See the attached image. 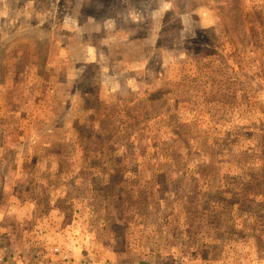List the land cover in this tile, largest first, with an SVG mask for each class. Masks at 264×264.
<instances>
[{
    "label": "rangeland",
    "instance_id": "obj_1",
    "mask_svg": "<svg viewBox=\"0 0 264 264\" xmlns=\"http://www.w3.org/2000/svg\"><path fill=\"white\" fill-rule=\"evenodd\" d=\"M0 250L264 264V0H0Z\"/></svg>",
    "mask_w": 264,
    "mask_h": 264
},
{
    "label": "built area",
    "instance_id": "obj_2",
    "mask_svg": "<svg viewBox=\"0 0 264 264\" xmlns=\"http://www.w3.org/2000/svg\"><path fill=\"white\" fill-rule=\"evenodd\" d=\"M51 249H52V253L59 254L63 260L67 259L70 255V252H71V248H69V247H67L66 249H63V250L61 248H58V247H54ZM0 264H5L4 255H3L1 250H0Z\"/></svg>",
    "mask_w": 264,
    "mask_h": 264
},
{
    "label": "trees",
    "instance_id": "obj_3",
    "mask_svg": "<svg viewBox=\"0 0 264 264\" xmlns=\"http://www.w3.org/2000/svg\"><path fill=\"white\" fill-rule=\"evenodd\" d=\"M4 259H5V256H4ZM6 260V259H5ZM5 263H6V261H5Z\"/></svg>",
    "mask_w": 264,
    "mask_h": 264
}]
</instances>
